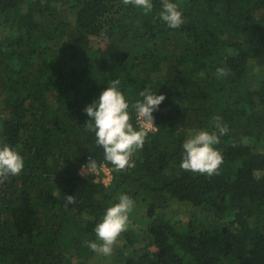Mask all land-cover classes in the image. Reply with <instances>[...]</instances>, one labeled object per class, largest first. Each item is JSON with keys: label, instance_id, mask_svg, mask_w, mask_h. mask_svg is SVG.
<instances>
[{"label": "trees", "instance_id": "1", "mask_svg": "<svg viewBox=\"0 0 264 264\" xmlns=\"http://www.w3.org/2000/svg\"><path fill=\"white\" fill-rule=\"evenodd\" d=\"M170 2L180 28L160 19L162 0L148 13L122 0H0V144L25 161L0 184V264H264V0ZM117 78L129 105L145 88L165 95L122 172L84 111ZM214 118L228 126L220 174L182 170L183 142L216 131ZM89 158L108 185L80 173ZM120 194L144 204L146 234L128 229L110 261L90 262L84 241ZM168 200L184 221L157 213Z\"/></svg>", "mask_w": 264, "mask_h": 264}, {"label": "clouds", "instance_id": "2", "mask_svg": "<svg viewBox=\"0 0 264 264\" xmlns=\"http://www.w3.org/2000/svg\"><path fill=\"white\" fill-rule=\"evenodd\" d=\"M124 5H134L148 13L153 8L152 0H122ZM160 19L168 27L176 29L185 24L182 12L178 5L170 0H162ZM229 69L218 67V78L229 74ZM120 80L113 79L110 86L106 87L99 95L98 100L88 104L84 111L90 117L87 121V130L95 133L96 144L103 148L104 159L109 162L117 172L134 168L132 159L137 150H142L148 133L153 130V112L158 110L164 101L165 95H157L145 88L139 93L142 99L129 105L124 94L119 90ZM136 113L139 129L134 128L131 122L129 108ZM215 123L216 131L200 130L183 142V159L180 167L184 171L212 177L219 175L223 164V155L215 147L220 143V137L228 132L226 124H220L218 118ZM247 137L241 138V143L247 145ZM233 147L236 142L233 141ZM25 167L24 157L7 143L0 144V184L10 176H18ZM87 171L96 168V162L89 158L84 166ZM73 195L64 197L63 206L75 204ZM135 202L127 194H120L118 202L107 207L101 222L97 223L94 231L96 241H84V244L93 252L103 256H110L120 235L129 229V217L133 212ZM98 241V242H97Z\"/></svg>", "mask_w": 264, "mask_h": 264}, {"label": "rangeland", "instance_id": "3", "mask_svg": "<svg viewBox=\"0 0 264 264\" xmlns=\"http://www.w3.org/2000/svg\"><path fill=\"white\" fill-rule=\"evenodd\" d=\"M69 12L70 11L68 9L63 11V13L67 14V15H69ZM251 63L254 64L253 67L251 68V72L254 74H258L259 68H258L257 64L254 62H251ZM262 73H264V72H262ZM131 122H132V120H131ZM134 123H135V121H134ZM133 156H134V154H133ZM90 170H92V172L95 174L97 180H99V181L101 180L102 182H104V180H105L104 175H102L103 173L100 171V168H98L97 171H96V169L95 170L90 169ZM90 170H89V172H90ZM87 172L88 171L86 170V168H81V170H80V173L84 174V175H86ZM105 184L108 185L109 181L106 182ZM165 205L166 206L162 207V209H159L157 211L158 214H163L167 219H170L173 221H179V220L184 221L186 219V217H187V213L185 212L186 208H184L182 203H176V202L168 200L165 203ZM143 206H144V204H143ZM143 206L141 208L139 207L138 209H136L137 211L134 210V212H132V216H133L132 219L129 217V220H130L129 230H133V231L136 230V232L140 231L145 235L146 234V226H147L146 222L148 220L145 221L144 215L141 211L143 209ZM92 261H95L97 263H105V262L110 261V258H109V256H103V255H100L98 253H94V256L91 258L90 262H92Z\"/></svg>", "mask_w": 264, "mask_h": 264}, {"label": "built area", "instance_id": "4", "mask_svg": "<svg viewBox=\"0 0 264 264\" xmlns=\"http://www.w3.org/2000/svg\"><path fill=\"white\" fill-rule=\"evenodd\" d=\"M134 121H135V124H136L137 128L139 129V124L137 122L136 114H135ZM154 130H155V127L153 126V130L152 131H154ZM82 168H84V167H82ZM99 168H100V171H102V173H103L102 175H104V179H105L104 183L108 182L110 180V176H111L109 169L104 164L100 165Z\"/></svg>", "mask_w": 264, "mask_h": 264}]
</instances>
